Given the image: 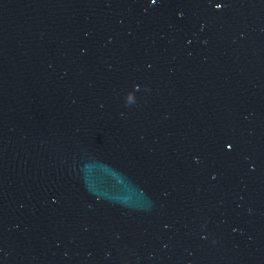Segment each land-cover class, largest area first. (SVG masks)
Segmentation results:
<instances>
[{
    "label": "water",
    "instance_id": "95a60500",
    "mask_svg": "<svg viewBox=\"0 0 264 264\" xmlns=\"http://www.w3.org/2000/svg\"><path fill=\"white\" fill-rule=\"evenodd\" d=\"M0 264H264V0H0Z\"/></svg>",
    "mask_w": 264,
    "mask_h": 264
}]
</instances>
